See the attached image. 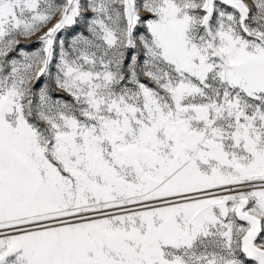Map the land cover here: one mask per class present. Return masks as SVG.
I'll list each match as a JSON object with an SVG mask.
<instances>
[{
    "label": "snow or ice",
    "instance_id": "obj_1",
    "mask_svg": "<svg viewBox=\"0 0 264 264\" xmlns=\"http://www.w3.org/2000/svg\"><path fill=\"white\" fill-rule=\"evenodd\" d=\"M0 264H264V0H0Z\"/></svg>",
    "mask_w": 264,
    "mask_h": 264
},
{
    "label": "rangeland",
    "instance_id": "obj_2",
    "mask_svg": "<svg viewBox=\"0 0 264 264\" xmlns=\"http://www.w3.org/2000/svg\"><path fill=\"white\" fill-rule=\"evenodd\" d=\"M26 43H29V44H30L31 46H33V47L35 46V45H34V42H26Z\"/></svg>",
    "mask_w": 264,
    "mask_h": 264
}]
</instances>
